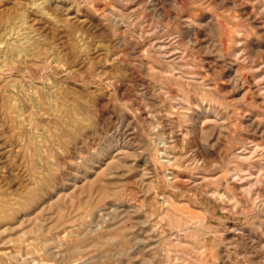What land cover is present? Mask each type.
<instances>
[{"label":"rangeland","instance_id":"1","mask_svg":"<svg viewBox=\"0 0 264 264\" xmlns=\"http://www.w3.org/2000/svg\"><path fill=\"white\" fill-rule=\"evenodd\" d=\"M263 6L0 0V264H264Z\"/></svg>","mask_w":264,"mask_h":264},{"label":"bare ground","instance_id":"2","mask_svg":"<svg viewBox=\"0 0 264 264\" xmlns=\"http://www.w3.org/2000/svg\"><path fill=\"white\" fill-rule=\"evenodd\" d=\"M57 5H58V3H56ZM41 7V6H40ZM55 7V6H54ZM264 7V6H263ZM264 9V8H263ZM170 14H168V16H169ZM168 18V17H167ZM99 26V25H98ZM187 31V30H186ZM185 31V32H186ZM105 32V31H104ZM155 32H157V31H155ZM140 33V32H139ZM138 33V34H139ZM190 33V32H189ZM262 33V32H261ZM140 35V37L142 36V34H139ZM156 40V39H155ZM185 40L183 39V38H179V40H178V42H176V43H178V46L180 45V46H186V45H190L191 44V42L190 41H186V42H184ZM121 42V41H120ZM172 43V42H171ZM170 42H166V41H163V40H158V41H155V42H152V43H148V45H146L147 46V49H149V50H146V52L148 51V53L150 52H152V50H153V52L154 51H156V52H159V53H164L165 55H164V60L167 62V63H172V60H168V56L169 57H174L177 53V51H175V49L177 48V47H173V44H171ZM195 44V43H194ZM187 47V46H186ZM189 47V46H188ZM191 47V46H190ZM189 47V48H190ZM145 51V50H144ZM166 54H168V56H166ZM157 55V54H156ZM178 56H179V54H178ZM177 56V57H178ZM176 57V58H177ZM182 57V56H181ZM175 59V58H174ZM178 59V58H177ZM165 65V64H164ZM220 65V64H219ZM143 67V66H142ZM161 73V72H160ZM162 74V73H161ZM134 77V76H133ZM235 80V79H234ZM148 89V88H147ZM190 103V102H189ZM191 104V103H190ZM210 107V106H209ZM218 114V113H217ZM166 115V114H165ZM182 117L183 118H186V115H182ZM188 117V116H187ZM220 117V116H219ZM222 117V116H221ZM164 124V123H163ZM224 123H222V127L224 126L223 125ZM199 125V124H198ZM223 129V128H222ZM225 129V128H224ZM199 130V129H198ZM203 130V129H202ZM201 130V131H202ZM223 131V130H222ZM199 132V131H198ZM204 137V136H203ZM204 139V138H203ZM204 141H205V144L206 145H210V143H212L211 142V140H210V138H207V137H205V139H204ZM164 145V144H163ZM214 146V145H213ZM210 148H211V146H209ZM208 147V148H209ZM187 163V162H186ZM233 175V174H232ZM34 199V198H33ZM31 200V199H30ZM18 208V207H17ZM20 212V211H19ZM248 235V234H247ZM237 237V236H236ZM248 237V236H247ZM247 241V240H246ZM252 241V240H251ZM259 241V240H258ZM123 256V255H122ZM208 256V255H207ZM255 260V259H254ZM139 264V263H138Z\"/></svg>","mask_w":264,"mask_h":264}]
</instances>
